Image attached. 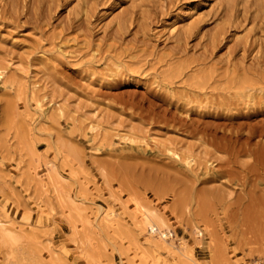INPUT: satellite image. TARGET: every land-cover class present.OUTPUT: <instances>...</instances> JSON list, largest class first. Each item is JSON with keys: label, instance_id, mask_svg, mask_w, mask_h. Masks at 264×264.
<instances>
[{"label": "rangeland", "instance_id": "374dc122", "mask_svg": "<svg viewBox=\"0 0 264 264\" xmlns=\"http://www.w3.org/2000/svg\"><path fill=\"white\" fill-rule=\"evenodd\" d=\"M261 147L264 0H0V264H264Z\"/></svg>", "mask_w": 264, "mask_h": 264}, {"label": "bare ground", "instance_id": "6f19581e", "mask_svg": "<svg viewBox=\"0 0 264 264\" xmlns=\"http://www.w3.org/2000/svg\"><path fill=\"white\" fill-rule=\"evenodd\" d=\"M228 151L230 152V150H228ZM231 151H232V153L230 152L231 155H236V154H239L240 152H245V153H250V154L255 155L254 161L252 163L247 164V166H245V167H246V169L248 170L249 173L255 174L256 177H257L255 179H257L260 182V180L262 179L263 174H264V147H261L260 149L256 148V149H250V150H231ZM231 162H234V161L233 160H231V161L229 160V163H231ZM53 171L56 172L55 167H54ZM52 179H54V178H52ZM41 181H43V180H41ZM263 198H264V196H263ZM140 204H138V206L136 208L138 213L134 216L135 219H137L136 223H138L139 226H141L142 228L147 229L148 232L150 234H152V235H154L156 233L159 234V236L161 238H163L164 241H166V239L172 234L167 220L162 215L157 213L156 211H154L152 209H149L148 207H145L144 205L142 206ZM104 210H103V213H104V217H105L106 220L111 221V220L115 219L114 217L116 215L114 214L113 211H109V209H106L105 211ZM197 230H198L197 234H200L201 230H199V229H197ZM33 235H35V234H33ZM2 239L6 243L14 244V243H16V240L18 238H17V235H15L13 233V231H4L3 234H2ZM181 244H183V243L181 242ZM186 253L187 252H183V255H186V257H187L188 253L187 254Z\"/></svg>", "mask_w": 264, "mask_h": 264}]
</instances>
